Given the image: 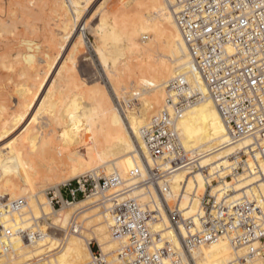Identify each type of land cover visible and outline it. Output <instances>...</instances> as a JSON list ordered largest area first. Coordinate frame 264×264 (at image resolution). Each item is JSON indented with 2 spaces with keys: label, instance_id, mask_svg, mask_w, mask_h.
I'll return each instance as SVG.
<instances>
[{
  "label": "bare ground",
  "instance_id": "bare-ground-1",
  "mask_svg": "<svg viewBox=\"0 0 264 264\" xmlns=\"http://www.w3.org/2000/svg\"><path fill=\"white\" fill-rule=\"evenodd\" d=\"M49 1L55 23L51 22L53 26L46 30L50 35L53 33V39L49 41L52 45L45 61L51 68L57 62L52 68L56 72L51 73L50 78L54 76L48 86V80L39 79L40 70L36 68L37 78L26 98L19 101L13 124L0 120V133L6 138L0 141V167L5 158H11L18 161L21 172L19 178L0 172V210H3L0 222L12 230L2 241L10 248L8 251L0 249V264H89L90 244L94 240L108 262L116 264L120 242L111 232L114 199L117 196L136 197L145 202L151 196L157 200L155 189L136 186L119 194L121 188L117 187L68 202L61 193V186L75 177L88 180L96 172L102 175L117 172L124 186H134L139 177L130 174L131 170L138 166V175L142 177L146 173L138 160L141 154L148 155L141 129L167 108L168 82L179 74H186L196 87L201 90L205 87L175 20L172 9L175 0H123L116 7L103 6V0ZM14 2L7 3L10 13H14L17 5L24 10L22 15L30 16L33 12L31 5L35 0ZM118 13L121 22L117 19ZM1 22L0 16L1 29L9 24ZM88 41L98 57L105 83L91 85L80 77L76 58ZM30 44L33 45L30 42L23 48L29 49ZM133 47L139 55L123 62L128 55L126 52ZM54 50H57V58L53 57ZM24 69L25 73L30 71L28 65ZM106 83L115 91L120 105L123 108L126 105L124 109L115 105ZM68 88H75L76 92L68 94ZM131 103L132 106L138 104L136 110L135 106L128 109L133 108ZM42 118L43 124L39 123ZM22 125H26L23 137L10 139L16 127ZM176 128L184 148L192 153L193 162L208 165L212 176L218 172L223 178L213 185L214 192L225 193L233 200L241 196L264 200V183L250 172L255 169L251 159L244 165L243 172L232 180L225 178L233 160L237 162L236 154L246 151L251 139L247 136L231 139L212 100L189 107L177 119ZM50 144L56 145L57 155L66 153L65 161L48 156ZM188 172L184 168L172 173L171 192L167 197L171 200L182 183H187L188 193L195 189L198 198L187 208L189 200L184 197L182 206L187 208L186 215H194L207 182L201 172L195 170L189 178ZM37 179L48 181L45 182L48 184L59 179L53 182L55 195L62 200L59 209L53 206L50 197H45L46 190L33 192L38 187L34 184ZM24 198L28 200L20 210L7 211V203ZM99 203H104V210ZM161 213L163 219L158 226L164 230V237L180 249V237L170 228L166 212L162 210ZM44 224L64 230L66 236L51 235L43 230ZM247 252V246L233 247L227 239L221 238L195 247L192 256L195 264H245ZM254 262L264 264L259 256Z\"/></svg>",
  "mask_w": 264,
  "mask_h": 264
},
{
  "label": "built area",
  "instance_id": "built-area-1",
  "mask_svg": "<svg viewBox=\"0 0 264 264\" xmlns=\"http://www.w3.org/2000/svg\"><path fill=\"white\" fill-rule=\"evenodd\" d=\"M175 20L181 30L195 69L204 85L201 90L186 74L175 76L167 84L166 105L141 129L148 155L138 157L146 173L141 177L136 166L130 174L138 178L134 186H124L117 172L91 174L88 180L75 178L61 186L62 195L71 202L100 190L120 187L124 194L136 186L153 187L157 200L149 196L145 202L136 197H116L113 202L112 235L119 240L116 264H195L192 250L207 242L227 239L233 247L247 246L245 264H255L257 256L264 260V200H237L213 191L222 177L210 173L208 165L193 162L177 132L176 124L189 107L212 100L217 106L233 140L249 137L246 151L236 154L225 178L232 180L245 170L251 159L252 174L264 183V0H175L172 5ZM239 156V157H237ZM188 169L187 177L199 171L207 182L194 215L187 208L197 197V191H187V183L171 200L169 181L176 170ZM189 181V180H188ZM53 206L62 200L49 190ZM188 197L187 208L182 206ZM7 211H17L25 199L7 203ZM162 210L180 237V249L164 237ZM3 213V210H0ZM12 230L0 222V249ZM89 264H111L94 244ZM93 245V247H92Z\"/></svg>",
  "mask_w": 264,
  "mask_h": 264
},
{
  "label": "rangeland",
  "instance_id": "rangeland-1",
  "mask_svg": "<svg viewBox=\"0 0 264 264\" xmlns=\"http://www.w3.org/2000/svg\"><path fill=\"white\" fill-rule=\"evenodd\" d=\"M14 2L15 0H0V16L2 17L3 22L9 23L7 26L3 24L4 26L2 27L3 29L6 28V30L1 29V24H0V55L4 58H2L1 61V56H0V120L6 122L7 124H13V119L16 117L18 113V104L20 100H23L26 98V95L31 91L32 85H33V80L36 79V68L40 70V76L39 79L42 81L47 82L48 86L49 83H51V80L53 76L50 78L54 70L52 68L56 67L57 62L55 66H52L51 64L47 61H45V57L50 53V48H51V43L53 39V33L46 32L48 29V26L51 27L53 26L52 23H55V14H52L51 11V3L49 0H35V3L32 4L33 12H30V16L22 15L23 11L20 6L14 7L13 12L10 13V9L8 8V4ZM14 2L15 4L17 3ZM21 1V0H20ZM23 1V0H22ZM27 0H24V2ZM123 0H103L102 5L105 7H116L119 5ZM8 3V4H7ZM13 4V3H12ZM16 9V10H15ZM24 9V8H23ZM29 12V11H28ZM117 13V12H116ZM14 14V15H13ZM51 14V16H50ZM3 17H5L3 19ZM7 17V18H6ZM49 18V20H48ZM8 19V20H6ZM13 19V20H12ZM25 19V22H24ZM117 19L121 22L123 21L121 18V15L118 13L117 14ZM54 20V21H52ZM9 21V22H8ZM12 22V23H11ZM49 23L46 27V23ZM5 23V24H6ZM45 26V27H43ZM34 28V29H33ZM37 28V29H36ZM9 30V32H8ZM38 30V31H37ZM5 31V32H4ZM46 32V35L44 34ZM38 33V34H37ZM38 35V36H37ZM50 35V36H49ZM39 39H37V37ZM42 40H41V39ZM33 39V41H31ZM46 39V40H44ZM39 40V41H38ZM44 40V41H43ZM27 41H30L32 44H30V48L28 49L27 46L24 47V45L28 44ZM50 41V42H49ZM39 42V43H38ZM41 42V43H40ZM37 43V44H36ZM36 44V45H34ZM91 43L88 41V45H82L84 48L83 50L78 53V57L76 58L77 63H78V71L80 73V77L83 79H86L87 81L90 82L92 85H96L98 82L105 83L103 75L101 76V65L99 63L98 57L96 53L92 50L91 48ZM23 45V46H22ZM39 45V46H38ZM36 46V47H33ZM29 47V46H28ZM49 47V48H48ZM21 48V49H19ZM23 49V50H22ZM21 50L23 52H21ZM131 51V52H130ZM129 53L126 52V57L124 58L125 62L126 60H133L138 56V52L136 51V48L133 47L131 48ZM20 54V56H18ZM67 54V52L64 53V57ZM22 55V56H21ZM56 55V56H55ZM53 57L57 58V50H54ZM128 57V58H127ZM62 58V59H63ZM127 58V59H126ZM53 64V63H52ZM28 65L30 68V71L28 73H25L24 66ZM56 70L54 71V73ZM82 75V76H81ZM98 77V78H97ZM97 78V79H96ZM50 79V81H49ZM95 79V80H94ZM93 80V81H92ZM46 84V86H47ZM4 85V87L2 86ZM108 87V90L110 91V94L112 95V99L114 100L115 105L118 106V109H124L126 105H124V108L120 105V101L117 99V96L115 94V91L113 88L110 86V84L106 83ZM47 86V87H48ZM3 87V88H1ZM71 88V87H69ZM67 89L68 94H73L76 91L74 90L75 88H72L69 90ZM72 91V93H71ZM129 96V95H127ZM87 102V101H86ZM89 102V101H88ZM138 103V101H135ZM134 102V103H135ZM129 105V104H128ZM133 103L130 104L132 106ZM138 105V104H137ZM137 105L135 106V110L137 109ZM133 108H128L129 110L134 109ZM39 123L43 124L44 119H40ZM9 125L7 128H10ZM26 128V125L22 126H17L15 132L11 134V138H21L24 135V130ZM6 138L0 133V141H4ZM2 146V143H0V147ZM56 145L55 144H50L48 149V156L51 155L52 158L56 161H65L66 158V153H62L61 156L60 154H56ZM19 163L18 161L11 159V158H5V163L0 167V172L2 175L6 176H15L17 178L20 177V170H19ZM10 169L12 171L10 172ZM76 178V177H75ZM40 179L35 180L34 184L37 187L34 191L36 190H46V193L44 194L45 197H49L48 191L49 190H55L56 188L53 186V182L58 181L59 179H56V181H53L51 184L45 183L48 181H38ZM63 183V182H61ZM59 183V184H61ZM86 198V197H85ZM25 203H27L26 198ZM48 199V198H47ZM82 199V198H80ZM107 203V202H104ZM103 203V204H104ZM102 203H99L101 206V209L104 210V207ZM57 209H59V206H57ZM74 209L72 210V215ZM83 217V216H82ZM82 220L81 218L78 219V222L80 223ZM43 230L50 233L51 235L56 234L60 238H64L65 231L61 230L59 231L55 227H50L47 224L43 225ZM93 241V240H92ZM94 245L97 246V241H93ZM93 247V245H92Z\"/></svg>",
  "mask_w": 264,
  "mask_h": 264
}]
</instances>
